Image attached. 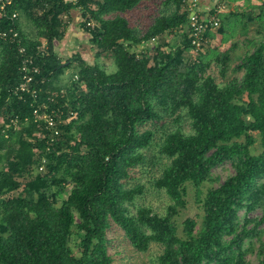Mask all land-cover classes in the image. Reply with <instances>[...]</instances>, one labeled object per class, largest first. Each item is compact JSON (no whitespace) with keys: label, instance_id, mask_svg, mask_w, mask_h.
I'll return each mask as SVG.
<instances>
[{"label":"trees","instance_id":"16d2710c","mask_svg":"<svg viewBox=\"0 0 264 264\" xmlns=\"http://www.w3.org/2000/svg\"><path fill=\"white\" fill-rule=\"evenodd\" d=\"M76 9L94 63L57 52ZM140 10L142 24L132 18ZM189 17L183 0H13L0 8V33L19 34L0 37V264H116L114 227L136 252L158 246L157 264H264V216L248 217L264 211V0H226L201 52ZM217 38L232 44L221 51ZM239 42L246 52L236 58ZM20 48L39 74L31 93L17 96ZM154 148L167 163L152 185L170 204L164 215L146 206L131 214L145 187L128 183L155 165ZM226 163L234 174L215 187L213 172ZM189 186L203 218L200 226L188 219L180 235Z\"/></svg>","mask_w":264,"mask_h":264},{"label":"rangeland","instance_id":"374dc122","mask_svg":"<svg viewBox=\"0 0 264 264\" xmlns=\"http://www.w3.org/2000/svg\"><path fill=\"white\" fill-rule=\"evenodd\" d=\"M231 7L235 8L237 11L240 10V7L236 4L231 5ZM240 13H242V11ZM132 18H134L136 22L138 20L140 24L144 22V18L142 17L141 10L136 15H133ZM20 21L23 29L26 32L31 33L33 29L32 24L29 23L28 20L24 17H22ZM252 35L253 32H250L249 38H251ZM241 42L239 43L241 44ZM218 46L221 51H225L224 50L225 47H223L222 44L219 45L218 43ZM245 52H246V48H241L234 54V56H236V58L243 57L245 55ZM108 65L110 68L109 71H112L113 69L114 72L116 70L115 66L112 67L110 63H108ZM76 70L77 69H75L74 67L72 69H69L65 73L64 76L65 79L71 80L73 75L76 73ZM257 139L259 141L258 137ZM261 151L262 149L258 143L256 147L253 148V154L258 155L261 153ZM151 158H153L155 165L145 166L144 168L139 170L138 174L135 175L128 183L129 187L139 184L145 187V195L142 198H140L135 203V205L130 206L131 214H135L140 206H146L152 208L156 213L160 215H164L168 205L170 204V200L167 197V195L163 191L156 190L152 185L153 179L157 178L160 175L163 166L167 163V161L162 157H160L158 148H154L152 150ZM233 174H234V169L230 163H226L216 168L213 172V175L214 178L218 180V182L214 186L218 187ZM187 202L188 204L186 210L183 211L180 217L176 219V225L179 229L180 235L182 234L184 223L188 219L195 220L198 226H200L203 218V210L201 208V204L197 203L195 192L193 188L190 186H189ZM242 215L244 216V212L242 213ZM263 216H264V211L263 209L259 208L254 212H252L248 217L252 220H260L263 218ZM252 227L253 226H250V229ZM260 230L263 232L262 237L264 240V224L260 227ZM109 239L112 242L111 253L114 256L116 264H157L158 256L161 253L160 248L158 246L152 245V248L147 253L136 252L134 249H132L131 245L124 239V233L121 230H119L117 227L113 228V231L109 235ZM253 244H255L258 247L259 246L258 240L254 239ZM248 259L253 261L254 263L257 262V258L255 255L248 256Z\"/></svg>","mask_w":264,"mask_h":264},{"label":"built area","instance_id":"2783aa9c","mask_svg":"<svg viewBox=\"0 0 264 264\" xmlns=\"http://www.w3.org/2000/svg\"><path fill=\"white\" fill-rule=\"evenodd\" d=\"M13 0H0V8L3 11L8 4ZM188 11L190 12V17L188 20V27L194 35L193 45L197 52L203 51V41L205 35L208 31V26H211L214 29H217L220 24L219 12L226 8V0H217L216 6L213 9L215 10L214 16L209 19L200 16L197 12L199 6V0H183ZM90 26V24H89ZM0 37L4 40H13L16 41L19 38V34L15 30H10L9 32H1ZM46 45V42L42 43V47H38V51L41 55H45L43 48ZM19 54L21 56L22 62L20 66V72L22 75V82L14 90L15 95H21L23 93H31L30 86L35 84L36 76L39 74V67L35 62L34 56L28 55L25 48L19 49ZM46 123L50 127L54 126V119L50 115L45 117Z\"/></svg>","mask_w":264,"mask_h":264},{"label":"crops","instance_id":"0c3cea01","mask_svg":"<svg viewBox=\"0 0 264 264\" xmlns=\"http://www.w3.org/2000/svg\"><path fill=\"white\" fill-rule=\"evenodd\" d=\"M216 3L217 0H199V6L197 8V12L200 14V16L206 18L215 8ZM247 13L248 15H250V17L259 16L261 14L259 9H257L256 11H247ZM71 17H72V23L70 26V30L68 32L65 41L57 45V52L59 53V56L64 60H68L69 58H72V56L81 53L82 56L85 59H87L90 63H94L95 55L92 51L89 50L90 47L88 45V37L83 33V30L81 28L82 17L80 10L76 9L72 11ZM227 33H229V31ZM216 43H217L216 45H218V43L220 44L219 38H217ZM231 44L232 42L229 41L225 44H222V46L225 47L224 50H227ZM239 46L240 48L238 50H240L241 48H245L243 44H240ZM64 76L62 77L60 83L61 86H63V88L68 86V84L71 81L70 79L66 80Z\"/></svg>","mask_w":264,"mask_h":264}]
</instances>
